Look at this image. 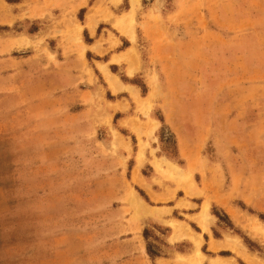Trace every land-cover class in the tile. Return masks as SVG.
Here are the masks:
<instances>
[{
    "label": "rangeland",
    "instance_id": "1",
    "mask_svg": "<svg viewBox=\"0 0 264 264\" xmlns=\"http://www.w3.org/2000/svg\"><path fill=\"white\" fill-rule=\"evenodd\" d=\"M131 9L0 0V264H187L192 244L132 210L129 193L152 189L172 198L154 205L181 192L209 203L211 236L187 216L203 204L171 215L202 233L207 257L247 264L209 250L238 237L264 261V0H140L134 42L118 26ZM130 49L133 76L111 58ZM100 65L133 94L113 93Z\"/></svg>",
    "mask_w": 264,
    "mask_h": 264
},
{
    "label": "bare ground",
    "instance_id": "2",
    "mask_svg": "<svg viewBox=\"0 0 264 264\" xmlns=\"http://www.w3.org/2000/svg\"><path fill=\"white\" fill-rule=\"evenodd\" d=\"M140 0H131V17L129 20L124 21L120 20L118 22V26L120 29L130 37V39L134 42L135 39V32H134V11L139 5ZM77 22V21H76ZM92 22V21H91ZM95 23V22H94ZM93 24V23H92ZM81 25V24H80ZM78 23H76L74 27V34L76 35V40L80 41L82 48H83V55L86 49V46L83 40L80 37V33L82 32V27ZM96 25V23H95ZM94 32L95 27L93 25H89ZM126 53V52H125ZM120 61L127 62L131 69L130 75L133 76L134 72L136 71V66L138 64V57L137 54L130 49V51L124 55L116 56L113 60V64H119ZM101 73L105 77L106 82L109 85V88L113 93H120V92H128L131 95L134 92V88L128 85H124L115 74H113L107 65H100L99 66ZM138 69V67H137ZM138 93V92H136ZM138 95V94H137ZM135 96V95H134ZM136 98V97H135ZM138 98V97H137ZM155 127V126H154ZM139 131V130H138ZM140 132V131H139ZM128 147V145H127ZM129 148V147H128ZM127 148V149H128ZM125 148V150H127ZM145 149V147H144ZM128 152V151H127ZM138 157V156H137ZM143 153L139 154L140 161L142 160ZM138 160V158H137ZM167 168L170 170L176 171V174L182 175L183 171L175 165V163L166 162ZM137 169V168H136ZM139 172H136V180L141 181L138 175ZM193 186V185H192ZM192 191V190H191ZM133 198H130L129 202L132 206V210L138 217H153L156 219L165 218V216L171 213L170 208H157V207H150L148 206L140 197L139 195L133 191L132 192ZM180 207H189L188 203H180L178 204ZM210 205L209 203H204L202 206V210L198 213L191 215L190 218L195 222L198 223V226L205 234H211V226L213 221L215 220L212 214L210 213ZM166 225L172 230V235L169 238L170 243L176 242H189L194 246L195 255L187 259V264H237L233 257H207L202 251L201 246L203 243L202 233H197L194 231L189 224L182 220L172 219L166 221ZM209 250L215 254L228 251L231 252L233 255H236L240 259H242L247 264H264V261L257 258L253 254L249 253L246 247L242 244V241L238 237H226L224 239H212L209 243Z\"/></svg>",
    "mask_w": 264,
    "mask_h": 264
},
{
    "label": "crops",
    "instance_id": "3",
    "mask_svg": "<svg viewBox=\"0 0 264 264\" xmlns=\"http://www.w3.org/2000/svg\"><path fill=\"white\" fill-rule=\"evenodd\" d=\"M96 31V29L94 30V32ZM94 32H91L89 35V38L91 39L92 37H93V33ZM125 51H118V52H116L114 55L112 54L111 55V58L113 59V56H119V55H121V54H123ZM112 66H114V67H117V69H118V64H113ZM125 69L127 70V67H125ZM138 73V72H137ZM136 73V74H137ZM136 74H135V76H136ZM120 114V113H119ZM128 118H129V116L128 115H126V116H121V117H118V119H116V120H118V121H120V120H128ZM162 124V123H161ZM127 131V130H126ZM160 146V145H159ZM153 148L155 149L156 147H155V145H153ZM139 176H140V180L142 181V180H144L142 177H141V175L140 174H138ZM149 178H151L150 176L149 177H146V179H149ZM135 179H136V175H135ZM141 181H139V182H141ZM136 182H137V180H136ZM132 192H130L129 194H131ZM137 193V192H136ZM138 194V193H137ZM145 196H146V201H144L140 196V198L148 205V206H150V207H157V208H170L171 209V213L169 214V215H167V216H165V218H162V219H156V218H153V217H145L144 219H156V220H159V221H161V222H163L165 225H166V221H168V220H172V219H175V218H173V217H171V215H172V211L174 210V209H186V210H192V209H194L196 206H201L202 204H203V202L204 201H198L197 199H199V198H196L195 196H194V192H181V193H178L177 194V196H176V199H175V202H174V204L173 205H169V206H167V205H154V201L155 202H157L158 204H160V203H163V202H170L171 200H172V198L170 197V198H165L166 196H167V194H166V192H158V191H154V189H152V192H145ZM202 200V199H201ZM188 203L190 206L187 208V207H180V206H178V204H180V203ZM196 213H198V212H195V213H193V214H191V215H194V214H196ZM191 215H187V216H191ZM177 220H179V219H177ZM183 221V220H182ZM167 226V225H166ZM168 227V226H167ZM191 227V226H190ZM169 228V227H168ZM192 228V227H191ZM200 228V227H199ZM170 229V228H169ZM193 229V228H192ZM171 230V229H170ZM194 230V229H193ZM172 231V230H171ZM198 233V232H197ZM205 234V233H204ZM212 234V233H211ZM211 234H208L209 236H211ZM171 235H172V233H171ZM170 235V236H171ZM202 237H203V235H202ZM170 238V237H169ZM213 239V238H212ZM211 239V240H212ZM215 239V238H214ZM210 240V241H211ZM170 242V241H169ZM184 242H186V241H184ZM203 242H204V239H203ZM177 243H183V242H176V243H171V244H177ZM189 243V242H188ZM210 243V242H209ZM191 244V243H190ZM203 244V243H202ZM178 257H185V255H181V254H178ZM221 257H223V256H221ZM237 263V262H236ZM238 264V263H237Z\"/></svg>",
    "mask_w": 264,
    "mask_h": 264
},
{
    "label": "trees",
    "instance_id": "4",
    "mask_svg": "<svg viewBox=\"0 0 264 264\" xmlns=\"http://www.w3.org/2000/svg\"><path fill=\"white\" fill-rule=\"evenodd\" d=\"M159 121L162 123V128H165L167 127L166 126V121L164 118H161L159 119ZM172 141H173V146H174V158L178 159V162H180L179 160V152H178V146H177V140H176V137L174 134H172ZM165 144L166 142H164V139L162 137H160V149L161 151L165 150ZM142 196L146 198L145 194L143 192H141ZM147 199V198H146ZM144 238L147 240L148 236H147V231L145 230L144 231ZM147 252H148V255L153 258L154 254L152 253V249H151V245L150 244H147Z\"/></svg>",
    "mask_w": 264,
    "mask_h": 264
}]
</instances>
